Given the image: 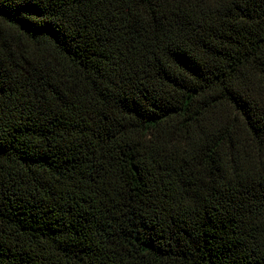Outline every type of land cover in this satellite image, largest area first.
I'll use <instances>...</instances> for the list:
<instances>
[{
    "label": "trees",
    "instance_id": "trees-1",
    "mask_svg": "<svg viewBox=\"0 0 264 264\" xmlns=\"http://www.w3.org/2000/svg\"><path fill=\"white\" fill-rule=\"evenodd\" d=\"M0 264H264V0H0Z\"/></svg>",
    "mask_w": 264,
    "mask_h": 264
}]
</instances>
